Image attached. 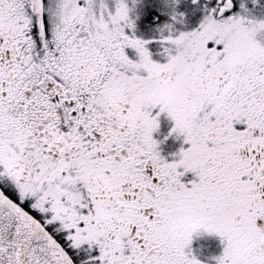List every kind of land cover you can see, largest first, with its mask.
Here are the masks:
<instances>
[{
	"label": "snow or ice",
	"instance_id": "obj_1",
	"mask_svg": "<svg viewBox=\"0 0 264 264\" xmlns=\"http://www.w3.org/2000/svg\"><path fill=\"white\" fill-rule=\"evenodd\" d=\"M0 264H264V0H0Z\"/></svg>",
	"mask_w": 264,
	"mask_h": 264
},
{
	"label": "flooded vegetation",
	"instance_id": "obj_2",
	"mask_svg": "<svg viewBox=\"0 0 264 264\" xmlns=\"http://www.w3.org/2000/svg\"><path fill=\"white\" fill-rule=\"evenodd\" d=\"M169 122L167 120L162 119V124H161V130L157 135H163L164 133L167 132L168 127H169ZM178 146L177 141L169 140L168 143L165 145V150L166 151H171L174 150L175 147ZM198 246L202 245V255H209L213 252L219 251V240L216 237H210L206 236L197 241ZM199 250V248H198Z\"/></svg>",
	"mask_w": 264,
	"mask_h": 264
}]
</instances>
